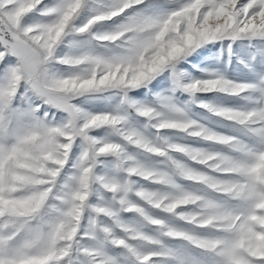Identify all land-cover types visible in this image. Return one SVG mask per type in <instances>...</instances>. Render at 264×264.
I'll list each match as a JSON object with an SVG mask.
<instances>
[{
    "label": "snow or ice",
    "instance_id": "snow-or-ice-1",
    "mask_svg": "<svg viewBox=\"0 0 264 264\" xmlns=\"http://www.w3.org/2000/svg\"><path fill=\"white\" fill-rule=\"evenodd\" d=\"M0 264H264V0H0Z\"/></svg>",
    "mask_w": 264,
    "mask_h": 264
}]
</instances>
